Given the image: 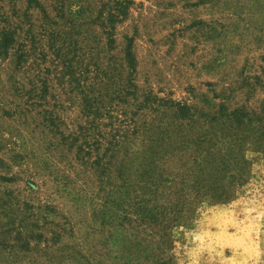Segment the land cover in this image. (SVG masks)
<instances>
[{"label": "rangeland", "instance_id": "1", "mask_svg": "<svg viewBox=\"0 0 264 264\" xmlns=\"http://www.w3.org/2000/svg\"><path fill=\"white\" fill-rule=\"evenodd\" d=\"M35 1L0 0V264H264V0H133L111 36L110 0Z\"/></svg>", "mask_w": 264, "mask_h": 264}, {"label": "trees", "instance_id": "2", "mask_svg": "<svg viewBox=\"0 0 264 264\" xmlns=\"http://www.w3.org/2000/svg\"><path fill=\"white\" fill-rule=\"evenodd\" d=\"M27 1L29 4L36 3L35 0H27ZM110 2H113L114 8L108 12L109 13L108 19H107V21H105V23H107L109 25V28H106L104 26V28L107 29V30H105V33L107 36L112 35L111 29H113L114 24L119 23L121 21V18H123L126 15L130 5L133 3V0H110ZM7 45H8V43L5 41L4 44L1 46V48L2 47L5 48ZM125 56H126V61H127L128 65L132 66L133 65V56L131 53V41L130 40L127 44ZM148 100H149V97H146L145 101H148ZM171 107L174 109L173 110V118L176 120H179V121H187L188 120L189 121L194 116L191 108L184 105V104L174 103L171 105ZM227 116L230 117L235 124L243 123V121L246 117L245 113H242V111H238V110L233 111L232 113L228 114ZM261 135H263V134L261 133ZM213 159H214V157H213ZM223 159H225V158L223 157ZM224 163L225 162H220L218 165H214V167H213L214 170H213L212 175H214L216 173L219 174V172L222 171L225 167ZM244 164H245L244 161H241V160L238 161V167H239L238 172H240L241 177H242V175H244V172H245ZM217 169H219V170H217ZM213 179L215 181V184H219L220 178H218L214 175ZM202 189L207 191V189L205 187H202ZM215 189H216L215 190L216 192L218 191V194L214 193L215 191L211 194L213 195V197L215 199H217L221 202H227L232 197L228 194L230 192V190H225L224 187L216 186ZM209 191H213L212 187H209Z\"/></svg>", "mask_w": 264, "mask_h": 264}]
</instances>
